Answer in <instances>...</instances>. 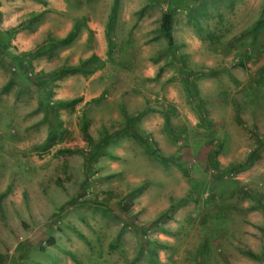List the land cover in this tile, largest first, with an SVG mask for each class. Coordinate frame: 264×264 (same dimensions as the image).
I'll return each mask as SVG.
<instances>
[{
    "label": "rangeland",
    "instance_id": "rangeland-1",
    "mask_svg": "<svg viewBox=\"0 0 264 264\" xmlns=\"http://www.w3.org/2000/svg\"><path fill=\"white\" fill-rule=\"evenodd\" d=\"M58 3L0 0V264H264V0Z\"/></svg>",
    "mask_w": 264,
    "mask_h": 264
},
{
    "label": "crops",
    "instance_id": "crops-1",
    "mask_svg": "<svg viewBox=\"0 0 264 264\" xmlns=\"http://www.w3.org/2000/svg\"><path fill=\"white\" fill-rule=\"evenodd\" d=\"M64 1L66 2L67 0H59L58 6L56 7L57 9L55 8V10H57L58 12H62L60 10H66V4H65ZM67 6H69V5H67ZM64 16L66 17V15H64ZM113 20H112V22H113ZM108 21H109V18L107 19V22ZM75 22H77L75 27H74V25H71L72 30H73V28H74V30L77 29V27L79 26L80 23L81 24L84 23L83 20H81V21L80 20H75ZM110 24H112V23H110ZM71 27H70V29H71ZM72 35H73V33L71 32V34L69 35L67 40H71L70 38L72 37ZM209 71L210 70H205V72H209ZM212 74L216 75L217 78L216 79L213 78L212 80H211V78H209L208 80L203 81L202 85H199L200 86L199 88L202 89V92L204 93V96L205 95L206 96L207 95H209V96L211 95V96L214 97V98L212 97V99H214L216 101V103H217L215 105L216 109H212L214 114H216L218 117H219L220 114H222V116H224V115L228 116L229 114H231V111H230L231 110L230 109L231 106H229L227 104L226 100L230 99V102L235 104V98H234V91H236L235 90V84H234V83H236L235 79L233 78V76L230 73V71L225 69V68L224 69L220 68V69H218L217 72H213ZM210 75H211V73H210ZM210 75H206V76H210ZM223 81H224V84H223ZM250 84L252 85V83H250V78H249V81L246 83L247 87ZM211 85H213L214 88H212ZM240 86H242V85H240ZM253 86H254V88L253 87L251 88V86H249L248 88L245 87L244 89H243L244 86L241 87L243 92L250 94L249 100L247 99L248 102L246 100L244 101V104H246L248 106V110H249V111H247V114H246V112L245 113L243 112L244 115L246 116V118L247 117L249 118L250 116L251 117L253 116L252 109L254 110L256 107L260 106L259 109H261V113H258L259 116H262V112H264V102H260L259 104H256V102H257L256 99L257 98H254V96L258 95L257 94V90L259 89V87H258L259 85L258 86L257 85H253ZM210 88H212L214 90L213 91L214 93L211 92ZM229 91H231L232 94ZM226 93H228V94L226 95ZM261 93H263V94H260V96H258V97L263 99L264 98V92H261ZM207 101H209V98H207ZM211 105L212 104L208 103V111L209 112L211 111V108H212ZM148 110H149V108L148 109L146 108L145 114L144 113L141 114V117H144L145 123L153 122L154 121V117H155L153 115L151 116V113H149ZM225 110H227V111L229 110L228 113H225ZM212 111L210 112V117L212 115ZM234 111L236 112V114L234 116V122L237 123V121L240 118L239 114L237 113L238 112L237 105L234 106ZM141 117H139V118H141ZM242 117H243V115H242ZM251 117L249 119H251ZM254 121H256V119H254ZM218 122L222 123L223 122L222 118L219 117ZM148 128L151 129V133H154V134H156L158 132V130L160 129L156 125H152V124H148ZM163 129L164 128H162V131H160L161 134H160V136L157 137L158 139L155 138V141L158 140L160 142V144H162V142L164 143V140H168V138L164 137L162 135V133H164V131H166V132L168 131L169 132V130L168 129H164V131H163ZM164 134L166 135V133H164ZM156 135H159V134H156ZM160 146L165 149L164 152H169V148H168V145L166 143H164L163 145H159V147Z\"/></svg>",
    "mask_w": 264,
    "mask_h": 264
},
{
    "label": "trees",
    "instance_id": "trees-1",
    "mask_svg": "<svg viewBox=\"0 0 264 264\" xmlns=\"http://www.w3.org/2000/svg\"><path fill=\"white\" fill-rule=\"evenodd\" d=\"M168 22H169V21H168ZM166 26H167V28H169L170 24H166ZM167 28H166V29H167Z\"/></svg>",
    "mask_w": 264,
    "mask_h": 264
}]
</instances>
